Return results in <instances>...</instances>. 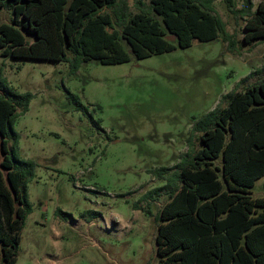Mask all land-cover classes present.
Listing matches in <instances>:
<instances>
[{
    "label": "rangeland",
    "instance_id": "374dc122",
    "mask_svg": "<svg viewBox=\"0 0 264 264\" xmlns=\"http://www.w3.org/2000/svg\"><path fill=\"white\" fill-rule=\"evenodd\" d=\"M213 8L240 42L242 21L225 0ZM10 18L0 10V23ZM259 69L264 43L237 55L220 37L118 65L84 62L73 74L65 62L0 56V75L15 91L33 95L13 122L18 156L35 163L27 184L32 210L15 264H156L155 217L167 195L141 200L164 184L150 171L175 165L188 148L192 118L224 107L222 96L263 76ZM69 92L86 111L76 109ZM251 195L264 198L262 178Z\"/></svg>",
    "mask_w": 264,
    "mask_h": 264
},
{
    "label": "trees",
    "instance_id": "16d2710c",
    "mask_svg": "<svg viewBox=\"0 0 264 264\" xmlns=\"http://www.w3.org/2000/svg\"><path fill=\"white\" fill-rule=\"evenodd\" d=\"M214 1L132 0V12L128 0H0V10L11 14L9 23H0V56L65 62L73 74L84 62L118 65L187 48L194 40L220 37L237 55L243 46L264 43V0H239L240 7L225 0L242 21L240 42ZM256 72L263 76L222 96L224 107L192 118L188 148L175 165L150 171L164 184L141 200L167 195L155 217L156 264H264V198L251 195L257 179L264 185V69ZM32 97L0 75V264L16 263L19 233L32 210L27 184L35 163L18 156L13 129ZM68 98L87 110L77 95L69 92ZM93 124L100 127L98 120ZM197 134L201 147L195 150Z\"/></svg>",
    "mask_w": 264,
    "mask_h": 264
},
{
    "label": "water",
    "instance_id": "95a60500",
    "mask_svg": "<svg viewBox=\"0 0 264 264\" xmlns=\"http://www.w3.org/2000/svg\"><path fill=\"white\" fill-rule=\"evenodd\" d=\"M167 39H168L169 41H174V40H175V36H168Z\"/></svg>",
    "mask_w": 264,
    "mask_h": 264
}]
</instances>
